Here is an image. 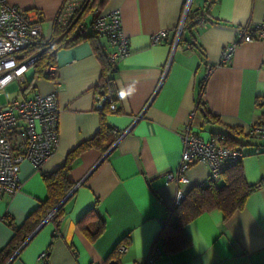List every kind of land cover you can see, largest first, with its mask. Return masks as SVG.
Segmentation results:
<instances>
[{
    "label": "crops",
    "instance_id": "0c3cea01",
    "mask_svg": "<svg viewBox=\"0 0 264 264\" xmlns=\"http://www.w3.org/2000/svg\"><path fill=\"white\" fill-rule=\"evenodd\" d=\"M7 1L37 10L42 37H53L64 0ZM203 3L196 0L192 8ZM184 5L185 0H108L103 6L99 13L121 9L130 42L114 77L116 110L105 114L118 135L106 151L88 146L74 155L68 178L75 187L56 221L40 224L3 264H264V184L229 220L214 209L186 224L190 244L183 249L168 251L159 236L178 190L207 184L209 168L203 162L188 170L189 184L167 180L178 167L182 132L199 99L205 110L196 111L193 128L204 138L224 135L227 145L241 147L246 181H264V141L249 133L264 113V37L237 43L240 28L264 20V0H216L204 24L185 25L177 37ZM94 17L87 15L84 34H91ZM231 44L232 57L222 63V52ZM96 46L110 49L105 36L83 39L57 51L56 76H35L34 69L27 74L23 96L57 90L59 142L41 169L28 161L20 165L17 193H0V217L5 218L0 252L15 227L47 199L44 175L62 168L69 154L100 129L96 96L103 88V64ZM215 181L223 184L224 178ZM97 216L105 224L94 236L87 230ZM43 252L46 258L40 257Z\"/></svg>",
    "mask_w": 264,
    "mask_h": 264
},
{
    "label": "built area",
    "instance_id": "2783aa9c",
    "mask_svg": "<svg viewBox=\"0 0 264 264\" xmlns=\"http://www.w3.org/2000/svg\"><path fill=\"white\" fill-rule=\"evenodd\" d=\"M192 0H185L184 10L177 37L185 28L188 7ZM85 0H64L57 21L62 29L69 26L75 13L82 8ZM37 10H25L7 0H0V96L6 87L17 82L20 93L28 83V72L34 69L37 56L26 55V50L33 46L42 36ZM204 24V23H203ZM91 29L97 36H105L109 50L106 59L110 66L103 80L102 91L96 96V108L116 110L114 78L112 73L118 63L129 55V38L123 30L122 11L114 8L106 13L97 14ZM163 34L154 37L159 41ZM264 37V20L251 22L238 30L237 43L251 42ZM235 44L227 46L221 57L226 63L232 57ZM58 71L56 64L46 66L44 74L54 77ZM197 110L204 111L203 103L190 113V119L182 132L183 147L180 161L175 171L168 172L167 180L177 184L187 185L190 178L188 170L195 162L206 163L209 171L207 183L217 180L231 166L238 165L244 158V152L239 146H229L226 136L219 135L204 138L192 126V119ZM59 113L57 90L48 94H35L32 97H16L3 102L0 98V193L13 195L21 189L19 178L20 165L28 161L36 169H41L55 152L59 142ZM249 133L264 141V113L260 120L250 127ZM186 197V191L179 189L173 207L179 205ZM56 207L44 219L55 222ZM0 217V222L4 221ZM126 245L120 247L123 252ZM41 258L47 257L43 252ZM153 260L151 256L150 261ZM90 264H103L92 262ZM119 264V263H116Z\"/></svg>",
    "mask_w": 264,
    "mask_h": 264
},
{
    "label": "trees",
    "instance_id": "16d2710c",
    "mask_svg": "<svg viewBox=\"0 0 264 264\" xmlns=\"http://www.w3.org/2000/svg\"><path fill=\"white\" fill-rule=\"evenodd\" d=\"M108 0H85L84 5L78 10L74 17L71 19L69 26L62 29L59 22L56 20L54 24V35L51 39L46 40L40 37L38 41L29 47L25 54L37 56V61L34 65V74L39 77L50 76L44 74L43 70L46 66L55 64V56L59 49L72 46L83 39H94L97 35L93 32L90 25L91 34H84L83 29L87 26L86 18L88 14H99L103 6ZM216 0H204L202 7L198 10L190 6L185 25L189 29L194 28L195 24H201L207 21L209 8ZM86 28V27H85ZM182 41V36L179 38V43ZM97 56L103 64L102 79L103 82L105 75L109 72L110 66L107 62V51L100 46L95 47ZM117 68L112 73L115 77ZM103 87V83H102ZM204 91L202 85L200 93ZM24 93V90H23ZM22 93V94H23ZM200 103H203L199 99ZM114 112L105 107L100 112L102 113L100 129L96 135L82 143L75 151L71 152L68 156L66 164L51 174L44 175V181L48 190L47 199L42 202L26 219L22 227H15V234L11 242L0 252V264H3L4 259H8L20 246L25 243L34 230L41 224L44 217L52 209L58 206L63 198L71 191L74 184L69 180L68 173L71 168V160L74 155L81 149L88 146L101 147L104 151L114 143L115 137L118 135L114 129L109 126L105 119L107 112ZM209 114L208 112L206 113ZM209 119L211 117L207 116ZM236 146V144H231ZM223 184H218L212 181L202 186L192 187L186 192L185 199L177 206L170 209L168 216L163 222L160 229L159 236L162 237L166 249L168 251H177L185 248L190 244V240L185 237V226L198 215L218 209L223 213L224 220H229L237 212L242 210L246 204L248 197L257 189H259L264 181L256 184H249L246 181L244 172L240 164L229 167L223 174ZM62 205L56 209L57 215L61 213ZM98 219L94 223L92 230H87L91 235L97 236L104 228L105 220L97 216ZM5 221V219H4ZM21 235V238L19 237ZM18 238V239H17ZM17 239V241H16ZM118 263V262H117ZM103 264H107L103 262Z\"/></svg>",
    "mask_w": 264,
    "mask_h": 264
},
{
    "label": "rangeland",
    "instance_id": "374dc122",
    "mask_svg": "<svg viewBox=\"0 0 264 264\" xmlns=\"http://www.w3.org/2000/svg\"><path fill=\"white\" fill-rule=\"evenodd\" d=\"M192 2V5L195 6L196 0H192ZM20 92V85L17 82H12L6 87L0 98L3 102H6L7 100H12L16 97H22Z\"/></svg>",
    "mask_w": 264,
    "mask_h": 264
},
{
    "label": "water",
    "instance_id": "95a60500",
    "mask_svg": "<svg viewBox=\"0 0 264 264\" xmlns=\"http://www.w3.org/2000/svg\"><path fill=\"white\" fill-rule=\"evenodd\" d=\"M189 8H190V5H189V7H188V10H189ZM75 187V186H74ZM74 187L71 189V191L63 198V200L58 204V206L56 207V209L58 208V207H60L65 201H66V199L71 195V193L73 192V190H74ZM44 222H46V221H43L41 224H43ZM36 231V230H35ZM34 231V232H35ZM33 235V233L29 236V237H31ZM110 264H116L115 262H111Z\"/></svg>",
    "mask_w": 264,
    "mask_h": 264
}]
</instances>
